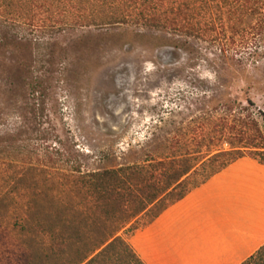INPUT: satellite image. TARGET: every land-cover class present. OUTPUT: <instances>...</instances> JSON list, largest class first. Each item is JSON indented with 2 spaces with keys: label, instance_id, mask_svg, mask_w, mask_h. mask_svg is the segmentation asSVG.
Instances as JSON below:
<instances>
[{
  "label": "rangeland",
  "instance_id": "1",
  "mask_svg": "<svg viewBox=\"0 0 264 264\" xmlns=\"http://www.w3.org/2000/svg\"><path fill=\"white\" fill-rule=\"evenodd\" d=\"M259 20L256 15L245 25ZM19 32L14 44L0 46V264H74L86 253L85 234L93 230L96 239L100 218L73 167L86 174L139 165L146 173L155 156L179 155L195 146L192 138L216 137L224 123L238 127L249 113L264 136V31L247 36L239 30L229 55L216 44L136 26ZM228 102H234L231 111L222 107ZM208 200L206 217H199L200 205L175 216L177 246L145 240V223L159 206L118 235L153 264H179L180 257H192L186 248L202 244V219L217 213V197ZM79 218L85 234L76 237ZM237 263L236 257L226 264Z\"/></svg>",
  "mask_w": 264,
  "mask_h": 264
},
{
  "label": "trees",
  "instance_id": "2",
  "mask_svg": "<svg viewBox=\"0 0 264 264\" xmlns=\"http://www.w3.org/2000/svg\"><path fill=\"white\" fill-rule=\"evenodd\" d=\"M256 15L261 16L257 25H245L246 19ZM119 26L141 27L169 35L171 39L181 36L201 40L216 44L221 54L229 55L232 50L229 43H234L233 37L239 30L247 36L252 31L254 34L264 31V0H0V46L14 44L12 41L22 30L55 35L69 30ZM247 104L250 106L252 102L247 100ZM223 106L231 111L234 102ZM225 126L226 123L216 130V137L201 133L198 141L192 138L195 146L186 147L179 155L175 150L155 156L146 173L139 165L86 174L73 167L72 171L79 172L77 183L86 189L98 209L96 219L100 218L99 223L94 222L95 240L91 239L93 230L85 234L80 218L79 224L72 227L76 237L84 233L89 240L86 253L74 264H106L107 258L115 260L112 264H144L118 235L126 225L159 206L145 223L150 224L169 205L240 158L248 156L264 162V136L250 113L238 127ZM206 140L208 144L201 153L202 142ZM213 141L216 142L210 147ZM205 167H210L209 172L195 181L194 177ZM169 196L172 198L167 201ZM59 220L64 222V218ZM63 233L58 234L61 240ZM240 264H264V244Z\"/></svg>",
  "mask_w": 264,
  "mask_h": 264
},
{
  "label": "crops",
  "instance_id": "3",
  "mask_svg": "<svg viewBox=\"0 0 264 264\" xmlns=\"http://www.w3.org/2000/svg\"><path fill=\"white\" fill-rule=\"evenodd\" d=\"M199 186L164 210L153 224L151 222L145 240L150 239L152 243L156 240L162 247L175 245L171 237L175 216L182 214V208L187 214L189 208L200 205L204 209L199 210L201 215H198L206 217L208 198L217 197V213L201 222L202 244L197 249L195 246L186 248L184 254L192 257L186 260L180 257L179 264H226L236 257L240 264L264 244V164L238 160ZM150 231L154 235L150 236ZM143 257L148 264L152 263L146 254Z\"/></svg>",
  "mask_w": 264,
  "mask_h": 264
}]
</instances>
